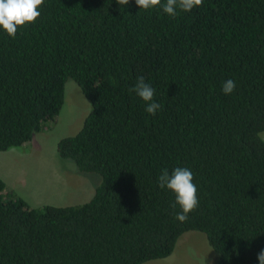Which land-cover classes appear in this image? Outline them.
<instances>
[{"label":"trees","instance_id":"1","mask_svg":"<svg viewBox=\"0 0 264 264\" xmlns=\"http://www.w3.org/2000/svg\"><path fill=\"white\" fill-rule=\"evenodd\" d=\"M0 29V152L48 129L73 80L90 104L61 159L101 182L78 206L31 207L0 178V264H143L203 233L217 264L264 251V0H203L173 18L135 0H45ZM155 90V115L129 89ZM234 80L225 95L222 83ZM190 169L199 207L181 223L167 169Z\"/></svg>","mask_w":264,"mask_h":264},{"label":"rangeland","instance_id":"2","mask_svg":"<svg viewBox=\"0 0 264 264\" xmlns=\"http://www.w3.org/2000/svg\"><path fill=\"white\" fill-rule=\"evenodd\" d=\"M90 109L77 84L68 80L63 107L48 129L36 133L24 148L0 152V174L6 189L37 208L89 202L101 182L100 177L80 173L71 160L58 156L56 145L80 131ZM260 138L264 142V132ZM143 264H217V256L203 233L189 231L179 237L170 256Z\"/></svg>","mask_w":264,"mask_h":264},{"label":"clouds","instance_id":"3","mask_svg":"<svg viewBox=\"0 0 264 264\" xmlns=\"http://www.w3.org/2000/svg\"><path fill=\"white\" fill-rule=\"evenodd\" d=\"M129 2L130 0H117L121 6H127ZM135 2L144 10L162 8L164 13L173 18L178 15V10L187 13L203 4V0H135ZM44 3L45 0H0V29L15 38L19 29L34 24L41 17L40 9ZM235 88L234 80L229 79L222 83L225 95L233 93ZM129 92H134L146 103L145 111L150 115H155L162 107L154 100L155 90L145 82L143 76L137 77L135 87L130 88ZM158 186L175 194L176 204L182 209L175 215V219L181 223L187 222L189 214L199 207L198 188L194 183L192 171L178 167L169 175L165 169L158 176ZM257 259L260 264H264V251L258 254Z\"/></svg>","mask_w":264,"mask_h":264},{"label":"crops","instance_id":"4","mask_svg":"<svg viewBox=\"0 0 264 264\" xmlns=\"http://www.w3.org/2000/svg\"><path fill=\"white\" fill-rule=\"evenodd\" d=\"M25 146H23V148H24ZM1 174H0V178H1ZM3 180V179H2ZM29 204V203H28ZM29 206H31V207H35L34 205H31V204H29Z\"/></svg>","mask_w":264,"mask_h":264}]
</instances>
